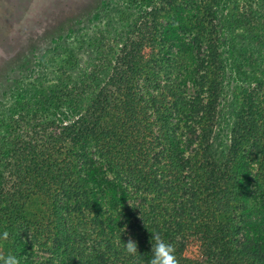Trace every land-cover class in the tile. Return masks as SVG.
Here are the masks:
<instances>
[{
    "label": "trees",
    "instance_id": "obj_1",
    "mask_svg": "<svg viewBox=\"0 0 264 264\" xmlns=\"http://www.w3.org/2000/svg\"><path fill=\"white\" fill-rule=\"evenodd\" d=\"M126 3L78 79L55 68L0 114V255L148 264L159 232L180 264H264V63L242 53L220 156L224 1ZM239 25L264 42V7Z\"/></svg>",
    "mask_w": 264,
    "mask_h": 264
},
{
    "label": "rangeland",
    "instance_id": "obj_2",
    "mask_svg": "<svg viewBox=\"0 0 264 264\" xmlns=\"http://www.w3.org/2000/svg\"><path fill=\"white\" fill-rule=\"evenodd\" d=\"M126 1L105 0L97 14L88 15L85 10L95 4L93 0H0V114L14 107L18 95L33 94L38 79L57 80L55 68L78 79L96 55L92 48L96 32L119 26V16L127 9ZM223 1L221 32L231 61L217 139L220 156L226 151L227 126L236 110L235 70L241 65L242 53L264 63V42H258L239 25L244 16L250 15L251 6L254 13L260 14L264 0ZM245 70L244 79L255 75L252 68Z\"/></svg>",
    "mask_w": 264,
    "mask_h": 264
},
{
    "label": "clouds",
    "instance_id": "obj_3",
    "mask_svg": "<svg viewBox=\"0 0 264 264\" xmlns=\"http://www.w3.org/2000/svg\"><path fill=\"white\" fill-rule=\"evenodd\" d=\"M124 231V230H123ZM7 239L8 233L3 234ZM126 252L129 255L136 256L139 252L138 241L129 236L127 242H123ZM151 259L148 264H180V260L176 255V247L173 243L166 240L159 232L150 233ZM0 261L3 264H21L20 259L13 254L7 256L0 255Z\"/></svg>",
    "mask_w": 264,
    "mask_h": 264
}]
</instances>
